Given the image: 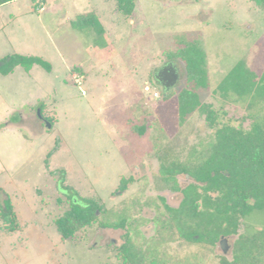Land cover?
<instances>
[{
    "label": "rangeland",
    "instance_id": "obj_1",
    "mask_svg": "<svg viewBox=\"0 0 264 264\" xmlns=\"http://www.w3.org/2000/svg\"><path fill=\"white\" fill-rule=\"evenodd\" d=\"M87 13L103 25L101 35L74 27ZM188 43L205 53L200 100L226 112L221 124L248 128L247 104L216 89L239 60L257 73L264 67V6L256 0H136L130 16L117 0H15L0 8V58L38 55L52 66L0 74V207L8 195L19 223L8 232L0 219V264H127L120 256L127 241L144 264L233 260L242 225L225 248V236L191 242L166 207L179 206L183 194L161 176L162 162L206 147L215 131L198 109L179 119L176 94L192 83L185 63L169 54ZM169 63L180 77L166 96L156 74ZM177 181L183 188L193 179ZM70 192L102 203L109 213L100 220L127 215L126 227L95 222L63 239L55 219L69 209Z\"/></svg>",
    "mask_w": 264,
    "mask_h": 264
},
{
    "label": "trees",
    "instance_id": "obj_2",
    "mask_svg": "<svg viewBox=\"0 0 264 264\" xmlns=\"http://www.w3.org/2000/svg\"><path fill=\"white\" fill-rule=\"evenodd\" d=\"M9 1L12 0H0V5ZM256 1L264 6V0ZM117 2L118 10L127 16L132 15L136 0ZM82 24L97 30L98 35L103 33V25L92 13L80 16L74 27L78 29ZM204 56V51L195 43H188L184 49L169 54L170 59L179 58L185 63L186 83H192V89L186 86L176 94L179 119L184 121L187 115L198 109L215 131L206 147L193 148L183 160L162 162L161 176L173 183L174 190L183 194L179 206L167 204L166 207L180 235L191 242L213 244L220 236L237 234L242 225L244 232L234 243L233 260L224 259L223 264H264V67L261 73H257L245 60H239L224 76L216 90L229 101L246 103L251 122L248 128L221 124L220 117L226 112L202 102L197 92V87L208 84ZM36 64L47 71L52 69L51 63L41 56L10 53L0 58V74L8 75L19 65L30 70ZM163 89L166 96L171 93ZM39 109L42 113V106ZM12 118L13 121L18 119L17 116ZM135 129L140 135L146 132L145 125L135 126ZM180 174L190 176L193 182L180 187L177 181ZM133 181L132 176L122 177L117 190L124 192ZM75 196V192L67 193L70 207L55 219L63 239L71 238L95 222L103 228L126 227L127 215H121L117 220H100V214L109 213L102 203L94 198L75 199ZM257 217L262 225L260 229L254 227ZM0 219L8 232L19 228L8 195L1 204ZM120 250L125 263L144 264L142 251L130 241L123 243Z\"/></svg>",
    "mask_w": 264,
    "mask_h": 264
},
{
    "label": "water",
    "instance_id": "obj_3",
    "mask_svg": "<svg viewBox=\"0 0 264 264\" xmlns=\"http://www.w3.org/2000/svg\"><path fill=\"white\" fill-rule=\"evenodd\" d=\"M156 77L158 81L161 83V85L166 89H170L174 84L177 82L179 78V73L177 72V69L173 66L172 63L167 64L162 69L158 71L156 74ZM39 112V110H38ZM48 126H50V123H47ZM227 242V238L223 237L221 239V244L225 248L224 244Z\"/></svg>",
    "mask_w": 264,
    "mask_h": 264
},
{
    "label": "crops",
    "instance_id": "obj_4",
    "mask_svg": "<svg viewBox=\"0 0 264 264\" xmlns=\"http://www.w3.org/2000/svg\"><path fill=\"white\" fill-rule=\"evenodd\" d=\"M12 1H15V0H12ZM12 1H9V2H6V3H4V4H2V5H0V8L1 7H3L4 5H6L7 3H10V2H12ZM31 3H32V1H31ZM33 4V3H32ZM10 15H12V12H11V14Z\"/></svg>",
    "mask_w": 264,
    "mask_h": 264
},
{
    "label": "built area",
    "instance_id": "obj_5",
    "mask_svg": "<svg viewBox=\"0 0 264 264\" xmlns=\"http://www.w3.org/2000/svg\"><path fill=\"white\" fill-rule=\"evenodd\" d=\"M154 95H155V96H158V93L156 92V93H154Z\"/></svg>",
    "mask_w": 264,
    "mask_h": 264
}]
</instances>
